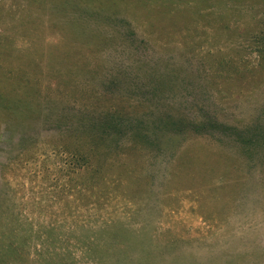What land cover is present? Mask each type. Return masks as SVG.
I'll return each instance as SVG.
<instances>
[{
  "label": "rangeland",
  "instance_id": "1",
  "mask_svg": "<svg viewBox=\"0 0 264 264\" xmlns=\"http://www.w3.org/2000/svg\"><path fill=\"white\" fill-rule=\"evenodd\" d=\"M262 31L264 0H0V264H264Z\"/></svg>",
  "mask_w": 264,
  "mask_h": 264
},
{
  "label": "trees",
  "instance_id": "2",
  "mask_svg": "<svg viewBox=\"0 0 264 264\" xmlns=\"http://www.w3.org/2000/svg\"><path fill=\"white\" fill-rule=\"evenodd\" d=\"M263 32V31H262ZM260 33L259 35H264L263 33ZM257 46L259 47V50L261 52L260 57H262L264 59V37H261L257 39ZM5 74V72L3 73ZM3 76V75H2ZM0 80H1V76H0ZM5 76H3V81L5 82ZM11 83H15V82H11ZM1 87V86H0ZM17 89V91H16ZM25 90L27 91V93L22 96V95H18L17 96H13L11 95L12 91L9 90V94L7 93V98L9 99L10 97V108L11 110L17 109L20 113L23 112L24 116H29V115H38L41 111L40 109V105H38L37 103L33 102L30 100V96L32 95L30 92H32L29 89V86L27 84H24L23 82H20L17 84V86H15V88L13 89V93L22 91L23 93L25 92ZM39 106V109L36 108ZM15 111V110H14ZM119 113V111H117ZM170 121L175 122L177 121L176 119H172V115L169 116ZM115 119V123L112 122V120H108L106 119V123H104V116H102V118L100 119V121L98 122V127L97 129H93L87 128L86 130H84V128L80 129L82 130L83 134L82 136H84V138L89 139V143H87L89 145V147H98L103 145V147L107 146L110 143H112L113 140L111 138L112 135H114L115 133H117L119 131V129H121L120 125L123 124L122 120L117 114L114 117ZM179 122H183V123H179L178 125V130L179 133L185 131L186 129H190V130H194V131H200L203 127H205L207 120L201 121L199 119L196 120H192L190 118L185 119H180ZM87 127V125H86ZM99 127H101L100 129H98ZM185 129V130H184ZM113 132V134H112ZM80 134L79 133H75L74 136L71 135V139H73L75 141V139H77V137H79ZM116 136V135H115ZM257 136V134H256ZM118 137V136H117ZM258 137V136H257ZM110 138V140H108ZM133 141H130V143L132 145L136 144L139 139L136 137H134V139H132ZM253 140L250 139L249 144L252 143ZM245 142V141H243ZM73 143V142H72ZM77 146V145H75ZM74 150H79L77 147H74ZM95 171V170H94ZM93 175V173H92ZM12 241H10V244H8V247L11 246Z\"/></svg>",
  "mask_w": 264,
  "mask_h": 264
}]
</instances>
